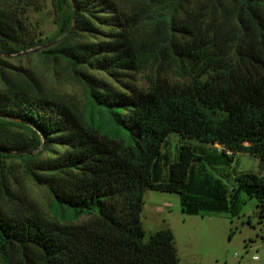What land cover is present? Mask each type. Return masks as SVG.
<instances>
[{
    "label": "trees",
    "instance_id": "16d2710c",
    "mask_svg": "<svg viewBox=\"0 0 264 264\" xmlns=\"http://www.w3.org/2000/svg\"><path fill=\"white\" fill-rule=\"evenodd\" d=\"M44 1L0 0V53L42 41L27 7ZM53 2L71 15L46 52L84 84L93 111L79 115L27 81L4 79L0 169L20 157L70 219L52 220L32 202L12 210L0 181V264H178L170 227L145 238L144 192H178L188 214L226 210V189L209 169L237 153L264 162V0ZM145 70L143 87L136 73ZM36 148L54 156L23 153ZM229 193L232 207L245 193L264 214V173L237 172Z\"/></svg>",
    "mask_w": 264,
    "mask_h": 264
},
{
    "label": "rangeland",
    "instance_id": "374dc122",
    "mask_svg": "<svg viewBox=\"0 0 264 264\" xmlns=\"http://www.w3.org/2000/svg\"><path fill=\"white\" fill-rule=\"evenodd\" d=\"M27 13L35 27V34L42 41L18 53H0V86L4 79L27 81L42 93L63 100L79 115L86 116L93 108L89 104L84 84L65 61L56 60L51 53L46 52L65 35L71 7L66 5L63 15H60L53 0H45L40 7L28 6ZM147 74L148 70L136 73L138 85H147ZM171 80L182 83L187 79L172 76ZM183 139L192 144L200 143L194 139ZM178 145L179 137L172 132L164 148L170 161L175 159ZM31 152L40 158L54 156V152L49 155L40 152L39 148L23 151ZM220 168L218 173L211 169L209 171L221 180L226 189L223 197L226 210L200 209L196 214H188L181 209L178 192L146 189L141 213L145 238L160 228L170 227L179 257L178 264H264V214L260 213L257 200L245 193L239 194L237 203L232 207L229 193L237 172L251 170L263 174L264 162L248 153H237L233 160ZM166 177L163 174L161 179ZM0 181L13 192L7 197L12 201V210L28 208L32 202L35 208L52 220L70 219L54 209L51 193L26 173L20 157L6 159V167L0 169Z\"/></svg>",
    "mask_w": 264,
    "mask_h": 264
},
{
    "label": "water",
    "instance_id": "95a60500",
    "mask_svg": "<svg viewBox=\"0 0 264 264\" xmlns=\"http://www.w3.org/2000/svg\"><path fill=\"white\" fill-rule=\"evenodd\" d=\"M75 18V11H73V19ZM216 145H218V146H220V147H223L222 145H220V144H216Z\"/></svg>",
    "mask_w": 264,
    "mask_h": 264
}]
</instances>
